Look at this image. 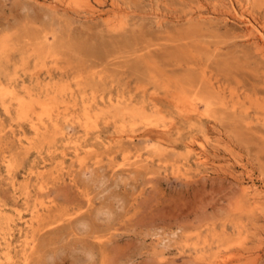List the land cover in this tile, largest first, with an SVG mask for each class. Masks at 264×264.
Here are the masks:
<instances>
[{
  "label": "rangeland",
  "instance_id": "374dc122",
  "mask_svg": "<svg viewBox=\"0 0 264 264\" xmlns=\"http://www.w3.org/2000/svg\"><path fill=\"white\" fill-rule=\"evenodd\" d=\"M0 264H264V0H0Z\"/></svg>",
  "mask_w": 264,
  "mask_h": 264
},
{
  "label": "bare ground",
  "instance_id": "6f19581e",
  "mask_svg": "<svg viewBox=\"0 0 264 264\" xmlns=\"http://www.w3.org/2000/svg\"><path fill=\"white\" fill-rule=\"evenodd\" d=\"M240 16V15H239ZM262 34V33H261ZM45 127V125H40L39 127L37 126V125H35V129L37 130V131H39V130H41V129H43ZM202 161V160H201ZM29 223H31V222H29ZM8 240V239H7Z\"/></svg>",
  "mask_w": 264,
  "mask_h": 264
}]
</instances>
